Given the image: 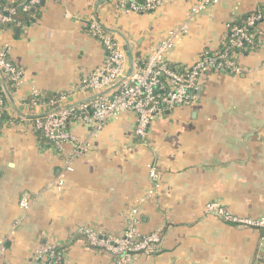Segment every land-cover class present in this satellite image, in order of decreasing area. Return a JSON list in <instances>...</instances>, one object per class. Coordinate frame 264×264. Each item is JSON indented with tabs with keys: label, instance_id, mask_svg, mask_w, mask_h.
<instances>
[{
	"label": "crops",
	"instance_id": "crops-1",
	"mask_svg": "<svg viewBox=\"0 0 264 264\" xmlns=\"http://www.w3.org/2000/svg\"><path fill=\"white\" fill-rule=\"evenodd\" d=\"M194 2L162 0L138 14L118 11L115 0H40L24 28L0 24V49L8 44V59L22 72L7 95L8 120L0 123V240L7 238L0 264H26L44 243L65 246L63 264H118L109 252L71 239L78 228L120 236L133 208L138 230H160L162 239L152 254L122 264H264L259 230L204 211L215 201L237 216L264 215V48L238 57L240 75H207L198 102L165 110L150 124L145 144L133 136V113L92 136L91 126L72 121V132L90 148L73 161L61 192L53 182L62 160L31 123L45 109L30 104L33 96L65 92L63 105L93 96L76 87L102 66L104 50L82 23L103 24L133 61L185 24L168 59L190 64L202 50L218 49L233 24L264 4L219 0L188 17ZM22 197L31 204L27 211L18 204Z\"/></svg>",
	"mask_w": 264,
	"mask_h": 264
},
{
	"label": "built area",
	"instance_id": "built-area-1",
	"mask_svg": "<svg viewBox=\"0 0 264 264\" xmlns=\"http://www.w3.org/2000/svg\"><path fill=\"white\" fill-rule=\"evenodd\" d=\"M39 2L40 0H24L22 9L28 11ZM218 2L219 0H195L188 17ZM161 3L162 0H115L118 11L138 14L152 12ZM253 12L247 16L244 24L236 23L228 29L218 49L202 50L190 64H173L168 59L175 40L186 32V25L169 29L145 58L133 61L128 74L126 52L115 33L103 29L95 21L82 23V29L98 40L104 50L102 66L83 77L76 87L78 91L93 93V96L75 105H63L62 102L68 96L65 92H60L55 98L46 101H39L38 96H33L29 101L32 106L45 107L31 119L33 130L41 134L48 146L62 160V166L53 182L55 190L61 192L64 189L66 176L73 170V161L90 148L88 139L81 140L72 132V121L91 126L92 136L122 113H133V136L145 144L150 124L165 110L176 105H194L198 102L201 85L207 75H240L245 70L238 60L243 51L264 48V4H259ZM14 13L13 8H4L3 13H0V24L5 26L11 23ZM257 22L262 32L258 38L248 30ZM17 26L25 27L20 22H17ZM7 52L8 44H5L0 49V91L6 95L9 93L8 87L14 89L22 78L20 68L8 59ZM261 66L264 68V58ZM5 108L6 102L0 93V114L6 111ZM148 171L150 177L155 176L153 165H148ZM18 204L25 211L31 207L25 197L20 198ZM204 211L215 214L236 227L259 230L264 236V215L237 216L215 201L208 202ZM130 213V223L120 236L101 234L88 228H78L75 234L83 235L89 247L104 250L115 256V262L118 264L129 262L140 254H152L161 242L160 230L141 233L137 227L136 208ZM6 241L7 238L0 240V257H3L6 251ZM56 247L64 246L51 243L38 245L28 256L26 264L55 263L60 258L56 255Z\"/></svg>",
	"mask_w": 264,
	"mask_h": 264
},
{
	"label": "trees",
	"instance_id": "trees-1",
	"mask_svg": "<svg viewBox=\"0 0 264 264\" xmlns=\"http://www.w3.org/2000/svg\"><path fill=\"white\" fill-rule=\"evenodd\" d=\"M23 3H24V0H0V13H3L4 8H13L15 10V13H14L15 15H13L14 20L11 23L6 24L7 27H10L13 30H17L20 28L17 26V22H20V24L28 23L31 15L33 14V12H35L36 10L39 9V5H40L39 4L40 2H39L38 5H34L28 11H23V9H22ZM253 13L254 12L252 11V12L247 13L244 16H242L240 18V20L237 22V24H244L246 22L247 16H249ZM263 16H264V14H263ZM263 20H264V18H263ZM248 30L251 33H254L256 38H258L260 35H262V32L259 30V22L250 26L248 28ZM247 51H250V50L249 49L244 50L243 54ZM8 89H9L10 94L14 91L13 88L8 87ZM0 93L3 97V101L7 102V95L3 94L1 91H0ZM56 95L57 94H55V93L47 94L45 97H40V99H38V100L39 101H42V100L46 101L50 98H55ZM3 120H8V117L5 114V112H1V114H0V123ZM38 137L42 143H46V140L41 136V134H38ZM46 145H48V144L46 143ZM76 239H82V240H84L85 243L87 242L83 235L75 234L71 240H76ZM64 248H65V246L64 247H56V249H55L56 255L60 258L58 260H56L55 263H52V264H63L64 263V252H65Z\"/></svg>",
	"mask_w": 264,
	"mask_h": 264
},
{
	"label": "water",
	"instance_id": "water-1",
	"mask_svg": "<svg viewBox=\"0 0 264 264\" xmlns=\"http://www.w3.org/2000/svg\"><path fill=\"white\" fill-rule=\"evenodd\" d=\"M100 26H101L103 29H105V30L111 32V30H109L108 28H106L103 24H100ZM124 49H125L126 56H127V61H128V62H127V63H128V66H127V72H126V74H128V73L130 72L131 68H132L133 58H132V54H131V52H130L129 50H127L126 48H124ZM8 95H9V93H8Z\"/></svg>",
	"mask_w": 264,
	"mask_h": 264
}]
</instances>
